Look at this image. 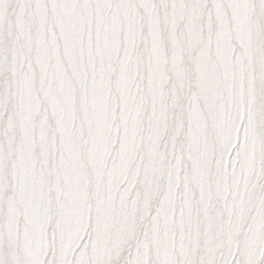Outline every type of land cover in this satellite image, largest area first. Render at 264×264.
<instances>
[{"label":"snow or ice","instance_id":"6c2138e0","mask_svg":"<svg viewBox=\"0 0 264 264\" xmlns=\"http://www.w3.org/2000/svg\"><path fill=\"white\" fill-rule=\"evenodd\" d=\"M0 264H264V0H0Z\"/></svg>","mask_w":264,"mask_h":264}]
</instances>
